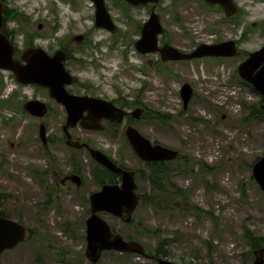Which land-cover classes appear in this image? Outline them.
Wrapping results in <instances>:
<instances>
[{"label": "rangeland", "instance_id": "374dc122", "mask_svg": "<svg viewBox=\"0 0 264 264\" xmlns=\"http://www.w3.org/2000/svg\"><path fill=\"white\" fill-rule=\"evenodd\" d=\"M9 1L10 7L23 11L28 20L8 22V28L42 34L36 43L49 53L61 40L66 45L70 37L89 34L90 47L82 39H74L80 49L77 58L83 62L82 68L71 67L79 79L91 84L89 93L111 99L121 91L129 101L138 98L150 113L167 117L164 125L139 118L134 126L151 141L178 151V158L167 163L176 169L172 181L187 191L190 204L206 213L197 215L177 202L171 211L139 204L133 218L141 227L136 235L147 252L154 250L159 239H166L170 244L168 258L210 264L208 242L213 246L212 264H252L253 259L242 257L250 249L242 232L248 228L257 236L264 234V191L251 173L254 161L264 155V120L251 119L249 109L242 104L257 106L260 100V95L234 73L243 56L224 60L203 56L173 63L161 61L157 52H138L134 47L139 37L136 26L147 18L151 10L148 5L129 8L130 18L125 22L116 0H105L118 26L111 33L94 26V6L89 0H75L74 5L61 0ZM235 2L242 9L232 18L237 23L225 20L220 7H206L203 0H160L155 10L164 30L158 39L169 37L172 45L186 52L199 43L233 39L240 52L248 54L264 45V1ZM22 35L13 33L21 48ZM0 71L4 83L1 98L14 93L23 104L26 99L44 95L45 91L33 85L17 83L11 72ZM185 82L192 87V96L184 107L179 89ZM243 117L247 119L243 121ZM41 122L48 123L47 135L55 140L46 148L38 138ZM60 126L57 114L38 118L0 106V206L13 218L20 215L35 232L22 245L0 254V264H90L84 255L83 219L88 205L79 198L98 188L91 175L95 162L85 150L60 142ZM71 133L79 140L88 139L131 168L143 167L122 135L111 138L104 130L74 129ZM69 158L81 169L83 182L79 186L60 181L73 169ZM187 159L192 173L182 168ZM137 183L138 192L142 188L149 191L146 181L137 179ZM102 215L122 233L134 231L120 219ZM142 227L156 229V233L143 234L147 232ZM103 254L98 264H155L136 255L120 260L116 254Z\"/></svg>", "mask_w": 264, "mask_h": 264}, {"label": "water", "instance_id": "95a60500", "mask_svg": "<svg viewBox=\"0 0 264 264\" xmlns=\"http://www.w3.org/2000/svg\"><path fill=\"white\" fill-rule=\"evenodd\" d=\"M94 7V25L105 28L110 32L117 30L104 0H90ZM130 5H152L148 18L141 26L140 36L135 41V48L140 53L158 52L163 61L188 60L202 56H234L237 54V46L234 40H224L216 43H200L192 51L185 53L176 47L164 43L159 46L158 34L163 31L159 15L155 11V4L159 0H125ZM209 6L219 5L224 15L234 18L237 14V6L234 0H204ZM5 4L0 0V69L12 71L16 80L22 84L34 83L47 87L51 97L65 105L67 110L66 123L63 132L66 135V144L81 148L86 146L91 157L109 171L120 175L119 183H104L101 187L90 193V213L85 220L86 248L85 256L91 264H98L102 251H116L119 253L145 254L142 244L136 239H125L121 233L111 229L109 223L101 216V212H109L120 217L125 222L131 221L133 210L139 202V195L135 192V172L117 165L104 152L88 146L72 138L68 128L74 127L78 122L87 129L100 130L102 119H111L122 122L127 111L113 104L111 100L91 95L70 94L66 84H71L74 77L65 69V52L57 50L52 55L47 54L42 48L27 47L22 50L20 58L14 57L15 46L4 33L3 11ZM82 35H76L75 39H81ZM238 75L264 98V45L249 52L237 66ZM192 88L184 83L180 89L184 107L191 97ZM25 108L28 113L41 117L46 113V105L38 99L27 101ZM264 111V103L261 104ZM86 111L87 115L84 116ZM141 109L131 111V115L139 117ZM87 120L89 123H86ZM124 133L136 155L143 161H164L174 159L177 151L165 146L152 143L132 125H127ZM39 137L46 142L45 126L40 125ZM252 176L264 191V155L259 157L252 166ZM72 180L79 185L80 178L74 174ZM30 233L25 225L18 221L0 216V254L23 242ZM148 256L147 254H145ZM157 264H190L174 262L167 258H157ZM207 264V263H192ZM252 264H264V247L254 250Z\"/></svg>", "mask_w": 264, "mask_h": 264}, {"label": "trees", "instance_id": "16d2710c", "mask_svg": "<svg viewBox=\"0 0 264 264\" xmlns=\"http://www.w3.org/2000/svg\"><path fill=\"white\" fill-rule=\"evenodd\" d=\"M2 1H7V0H2ZM115 6H118L122 10L123 16L125 18V22H128V20L130 18L129 17V8H131L132 6H130L124 0H116ZM205 6L210 7L206 4H205ZM238 10H239L238 14H241L242 9L239 8ZM223 18L225 20L230 21V19H228L226 17H223ZM12 20H14V21L23 20L26 22L28 20V18L23 11H20L17 8L16 9H12V8L6 9V11L4 13V21L7 23V22H11ZM231 21H236V19L231 20ZM140 25H141V23L139 22L137 24V29H136L137 33L139 32ZM262 27H264V22L262 23ZM11 31L14 34L20 33V32L24 33L25 45H34L33 40L38 35L34 31H25L20 27L11 29ZM4 33L8 37H9V34L11 33V32H9V30L6 26H5ZM164 40H168V37H166ZM59 44L61 45V47H65V46H63V43L61 41ZM89 46H91V44H89ZM244 53H246L245 51L242 52V54L247 55ZM217 59H220V58H217ZM235 73H237L236 69H235ZM2 78H3V75L1 74V71H0V92L4 88V83H3ZM240 80L243 84L248 86L253 92L256 93L255 89L249 83L242 80L241 78H240ZM86 87H90V85L87 84ZM118 93H119L118 97L114 101H119L120 105H123V106H135L136 105L137 106L139 104L138 98L129 101L126 97L121 95L122 93L120 91H118ZM19 102H20V100L16 99V96L14 93H11L10 95H8L7 99L0 98V106H7L9 104V106L18 107ZM262 102H264V98H262L261 95H260V100L258 101L257 106L246 105L245 102H242L243 107L249 109V116L251 119H253V120H264V113L260 108V104ZM145 118H147L149 120H156L160 125H164L168 121L166 116L162 117L156 112H154V113L148 112L146 114ZM246 119H247V117L242 118L243 121ZM118 134H119L118 130H114V131L108 130V133H107V135L109 137H112V138L118 136ZM121 135L123 136L122 133H121ZM64 139H65V136L62 135V137L60 138V142L62 144H64ZM134 155H135V153H134ZM69 162L74 166L75 169H77L76 170L77 172L80 171V169H79L80 167L75 160L70 159ZM146 164H147L146 169L143 168V169L137 170V176H138V178L147 179L152 190L150 192L145 191V192L141 193V202L151 205L155 210H161V211H171V210L175 209V202H177L178 204H180L182 206V208H185L189 211H192L197 215H201V214L206 213L203 210V208H201L200 206H198L196 204H190L188 202L187 191L183 188L178 187L172 181V176H174L175 170H176L175 168L168 166L166 164V162H146ZM120 165L125 167V164L122 162V160L120 161ZM182 168H183V170L192 171L193 167L190 163V160H188V159L185 160L184 163L182 164ZM91 173H92V177H93L94 181L96 182V184L98 186H100L102 183H105V182H116V175L114 173L110 172L104 166H101L98 164L95 165L92 168ZM34 176H35V174H34ZM79 199L83 200L85 203L88 204L87 196L79 198ZM0 203H1V200H0ZM87 212H88V209H87ZM0 214L2 216H5V217H12V215L8 211H6V209L3 206H1V208H0ZM16 216H17V220L22 222L21 216L20 215H16ZM136 224H137V222L134 219L131 221V223L128 224L129 226L134 227L135 230L132 233L125 234V236L127 238H136L137 237V235H136V232L138 231L137 229H139L141 227L139 226V224L136 226ZM113 229H115V228L113 227ZM142 229L147 232L146 234L154 235L156 233V229L150 230V229H147L145 227H142ZM29 230L31 232V237H30V239H31L35 236V232H34L33 228H29ZM242 238L250 246L249 251L242 254V257L245 260L250 259V258L251 259L254 258V256H253V250L254 249L259 248V247H264V234L257 236L254 233H252L248 228H244V230L242 232ZM169 246H170V244H169L168 240L159 239V242L157 243V245L153 251V253H154L153 258L156 260V258H158V257H166V256L170 255V247ZM206 247L208 250L207 254H206L208 257V262L210 264H212L211 249H213V246L207 242ZM109 253H111V252H109ZM109 253H107V254H109ZM115 256L118 259L122 260L123 258H128L130 256V253H121V254H116ZM136 256H139V255H136Z\"/></svg>", "mask_w": 264, "mask_h": 264}, {"label": "flooded vegetation", "instance_id": "af4514ba", "mask_svg": "<svg viewBox=\"0 0 264 264\" xmlns=\"http://www.w3.org/2000/svg\"><path fill=\"white\" fill-rule=\"evenodd\" d=\"M64 2V1H63ZM64 3H69L70 5H73V1H68V2H64ZM6 9H9L11 8L10 7V1L7 0L6 1ZM5 9V11H6ZM14 21V20H12ZM8 28V27H7ZM9 32H11L9 34V37L12 39L13 42L14 41V38H13V33L11 31V28L9 29ZM83 37H82V41L83 43H86L88 40H90L89 38V34L87 32H83V33H80ZM71 36V35H70ZM75 38L73 37H70V39H68V42L66 45L63 44V46L65 47H61V45L58 46V48H61L65 51V56H66V60H65V66L66 68L68 69V71L70 73H72L75 77V81L70 84V85H67L66 88L68 90V92L70 94H75V95H79V94H90V95H94V94H91L87 91V88H86V83L79 79L77 73H75L71 67H72V64L78 68H82V65L81 63L83 62L82 59H79L77 58L78 56V52H80V49H78L79 47V44H77L76 40H74ZM159 41V44H164V43H167L168 40H164V39H158ZM170 41V40H169ZM64 42V41H63ZM171 42V41H170ZM24 44V42L22 43V45ZM65 48V49H64ZM178 48V47H177ZM179 50L181 51H184L182 49L179 48ZM68 51V52H67ZM74 51V52H73ZM68 53V54H67ZM74 59V60H73ZM80 60V61H79ZM168 61H172L173 63H177V62H184L186 60H168ZM70 62V63H69ZM41 89V91H45L44 95L40 97V99L45 102L46 104V108H47V117H50V116H55L57 114V117H59L60 119V123H61V130H62V127L64 125V123L66 122V117H67V110L65 108V105L58 102L55 98L51 97L49 95V89L47 87H41L39 88V90ZM98 96V95H96ZM113 100V99H112ZM114 102V101H113ZM118 103V102H117ZM114 102V104L120 106L119 104H117ZM127 110H129L130 108H127L125 107ZM140 108L142 109V114H146L148 112V110L146 109V107L144 105H140ZM84 114H86V111L84 112ZM87 123H89V121H86ZM134 123V120L130 119V120H127L124 124H121L120 127H125L126 124H133ZM103 127H117L116 124H114L112 121H109V120H105L103 122ZM74 129H77V130H81V131H86V132H91L90 130H86L84 129L81 125H77L73 128L70 129V131L74 130ZM62 136V135H61ZM48 138V141L47 143L51 144L53 142H55V140H53L51 137H49V135L47 136ZM85 141L87 142V139H85ZM88 143V142H87ZM81 149H84L86 151V148H81ZM178 152V151H177ZM146 162H142V165H146L145 164ZM73 174L72 172H68L67 174H65L62 178H61V183L62 184H68V185H71L73 183V180L71 179L70 175ZM81 178V183L83 182V176L78 174ZM67 185V186H68Z\"/></svg>", "mask_w": 264, "mask_h": 264}, {"label": "bare ground", "instance_id": "6f19581e", "mask_svg": "<svg viewBox=\"0 0 264 264\" xmlns=\"http://www.w3.org/2000/svg\"><path fill=\"white\" fill-rule=\"evenodd\" d=\"M147 6V5H146ZM113 33V32H112Z\"/></svg>", "mask_w": 264, "mask_h": 264}]
</instances>
